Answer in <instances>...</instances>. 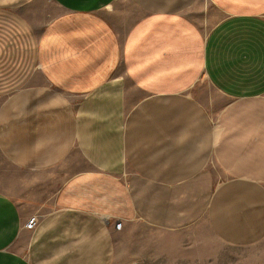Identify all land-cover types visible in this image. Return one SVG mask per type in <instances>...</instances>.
Returning <instances> with one entry per match:
<instances>
[{"label":"crops","instance_id":"0c3cea01","mask_svg":"<svg viewBox=\"0 0 264 264\" xmlns=\"http://www.w3.org/2000/svg\"><path fill=\"white\" fill-rule=\"evenodd\" d=\"M199 1L0 0V264H264V0Z\"/></svg>","mask_w":264,"mask_h":264},{"label":"rangeland","instance_id":"374dc122","mask_svg":"<svg viewBox=\"0 0 264 264\" xmlns=\"http://www.w3.org/2000/svg\"><path fill=\"white\" fill-rule=\"evenodd\" d=\"M205 11L213 13L209 1L200 0L198 4V18H201L202 12L205 13ZM207 89L210 91V87H206L204 90ZM0 167H7L1 158ZM49 210L50 206L48 205L33 217L27 223H33V227H29V229L33 230L38 221ZM112 231L116 242L115 264H194L184 258L178 257L176 253L178 249L183 244L190 243L191 239L213 237L204 221L199 222L197 226L190 229L172 234L157 232L147 228L138 221L114 223ZM172 253H175V255Z\"/></svg>","mask_w":264,"mask_h":264},{"label":"built area","instance_id":"2783aa9c","mask_svg":"<svg viewBox=\"0 0 264 264\" xmlns=\"http://www.w3.org/2000/svg\"><path fill=\"white\" fill-rule=\"evenodd\" d=\"M28 228L30 227V228H32L33 227V223H29V224H27L26 225Z\"/></svg>","mask_w":264,"mask_h":264}]
</instances>
